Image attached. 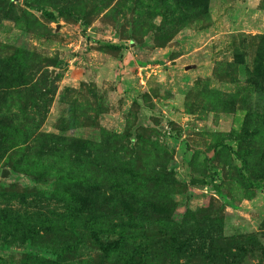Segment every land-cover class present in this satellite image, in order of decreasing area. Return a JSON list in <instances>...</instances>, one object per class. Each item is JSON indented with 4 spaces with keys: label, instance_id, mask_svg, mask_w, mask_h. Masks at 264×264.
Listing matches in <instances>:
<instances>
[{
    "label": "rangeland",
    "instance_id": "374dc122",
    "mask_svg": "<svg viewBox=\"0 0 264 264\" xmlns=\"http://www.w3.org/2000/svg\"><path fill=\"white\" fill-rule=\"evenodd\" d=\"M0 264H264V0H0Z\"/></svg>",
    "mask_w": 264,
    "mask_h": 264
}]
</instances>
